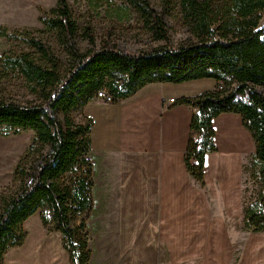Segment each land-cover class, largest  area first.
<instances>
[{"label": "trees", "instance_id": "trees-1", "mask_svg": "<svg viewBox=\"0 0 264 264\" xmlns=\"http://www.w3.org/2000/svg\"><path fill=\"white\" fill-rule=\"evenodd\" d=\"M169 3L170 0H163ZM94 9L106 7L118 21L135 8L155 41L165 45L136 53L118 48L110 31L96 36L90 26L79 29L66 0H57L39 20L64 46L61 58L42 38L26 31L0 27V37L16 45L0 54V78L10 72L21 76L34 100L22 103L0 99V128L4 135L32 130L34 136L18 158L10 184L0 188V261L4 253L21 246L22 223L39 209L43 226L62 235L70 264H87L90 249L72 225L77 214L91 207L93 187L90 162L92 120L76 122L71 111L83 109L104 90L116 103L148 83H180L212 78L216 86L173 104L196 109L184 154L187 171L204 185V157L217 150L212 120L224 112L237 113L255 142L249 160L257 184L253 200H242V225L264 232V0H178L181 23L188 37L169 45L165 23L150 0H88ZM89 48L77 47L75 38ZM23 45V49H18ZM221 86V88L219 87ZM62 114V119L56 117Z\"/></svg>", "mask_w": 264, "mask_h": 264}, {"label": "crops", "instance_id": "crops-1", "mask_svg": "<svg viewBox=\"0 0 264 264\" xmlns=\"http://www.w3.org/2000/svg\"><path fill=\"white\" fill-rule=\"evenodd\" d=\"M215 86L212 78L148 83L116 103L92 100L85 106L84 117L92 120L93 173L95 157L115 159L119 264H235L238 249V264H264V232L242 225V168L256 147L241 116L213 118L217 150L204 157V185L185 166L196 109L168 99ZM36 218L28 222L35 238L8 249L2 264H70L62 243L45 246L41 255Z\"/></svg>", "mask_w": 264, "mask_h": 264}, {"label": "rangeland", "instance_id": "rangeland-1", "mask_svg": "<svg viewBox=\"0 0 264 264\" xmlns=\"http://www.w3.org/2000/svg\"><path fill=\"white\" fill-rule=\"evenodd\" d=\"M56 1L0 0V27H5L9 32L26 31L30 33V36L42 38L59 57L63 58L65 54L64 46L58 43L54 32L43 30V24L39 20L42 12H49L56 6ZM66 1L70 15L79 29L85 25L90 26L96 36L101 35L104 31H110L111 41L115 40L121 50L136 53L140 50H148L152 47L165 45L162 41L152 39L151 34L144 27L139 14L132 6L129 9V17L118 21L115 17L108 15L105 6L94 9L88 4V0ZM113 1L121 3L122 0ZM150 2L161 13L170 37L169 45L176 46L181 41H184L188 37V33L186 32V27L181 23L178 0H170L169 3L163 0H150ZM260 26H264V12L260 20ZM80 33L81 31L75 38V43L77 47L85 50L89 48V45L86 40L80 38ZM15 45V43L8 42L5 37H0V54ZM23 48V45L18 47V49ZM0 99L22 103L26 99L34 100L35 97L29 94L21 76L10 72L5 78H0ZM93 100L103 102L101 99L94 98ZM84 108L71 111L70 116L76 122L85 123L88 117H84ZM56 117L61 120L62 114L56 113ZM33 136L34 132L32 130H22L17 134L11 132L8 135H4L0 128V148L4 151L9 150L6 160L9 162V166L4 174L0 176V188L10 184L13 168L18 158L25 152ZM94 159V173L92 174L94 190L91 194L92 209L83 214H77L71 224L79 225L82 223L84 225L80 229L81 233L77 232V234H84L87 238L91 255L90 262L87 264H119L115 233V159L104 155L97 156ZM249 160H246L242 168V200L244 199V204H248L253 200L252 193H255L254 189L257 186L255 179L251 178L252 170L249 166ZM46 211L47 209H39L22 223L25 239L22 245L18 247H23L31 238L32 240L35 238L28 225V222L34 216L39 219L40 237L38 239L40 244H42V256H45L43 255L45 246L62 243V235L58 231H49L52 224L46 227L43 226L40 217L41 213H47ZM261 244L264 245V241H261ZM240 253H242L240 249L234 251L235 264H238L240 260ZM3 261L4 256L0 264Z\"/></svg>", "mask_w": 264, "mask_h": 264}, {"label": "bare ground", "instance_id": "bare-ground-1", "mask_svg": "<svg viewBox=\"0 0 264 264\" xmlns=\"http://www.w3.org/2000/svg\"><path fill=\"white\" fill-rule=\"evenodd\" d=\"M12 152V151H10ZM9 154V150H3L0 148V176L4 174L5 170L9 166V162L7 160V155Z\"/></svg>", "mask_w": 264, "mask_h": 264}, {"label": "built area", "instance_id": "built-area-1", "mask_svg": "<svg viewBox=\"0 0 264 264\" xmlns=\"http://www.w3.org/2000/svg\"><path fill=\"white\" fill-rule=\"evenodd\" d=\"M221 88V86H219ZM96 99H101L103 101H106L108 103L111 102V97L109 95L106 94V92L104 90H100L96 93V96H95ZM168 102L169 103H174L175 102V99L173 98H170L168 99Z\"/></svg>", "mask_w": 264, "mask_h": 264}]
</instances>
